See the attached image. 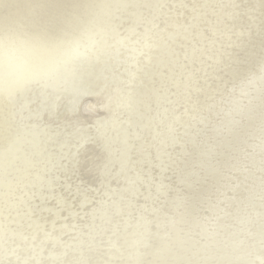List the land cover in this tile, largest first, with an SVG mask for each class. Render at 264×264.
<instances>
[{"label":"rangeland","instance_id":"1","mask_svg":"<svg viewBox=\"0 0 264 264\" xmlns=\"http://www.w3.org/2000/svg\"><path fill=\"white\" fill-rule=\"evenodd\" d=\"M33 1L0 0L40 74L0 88V264H264V0Z\"/></svg>","mask_w":264,"mask_h":264},{"label":"bare ground","instance_id":"2","mask_svg":"<svg viewBox=\"0 0 264 264\" xmlns=\"http://www.w3.org/2000/svg\"><path fill=\"white\" fill-rule=\"evenodd\" d=\"M30 1V6L31 5H34V1L33 0H29ZM39 1H41V0H39ZM46 1V0H45ZM59 1V0H58ZM126 1H128V0H126ZM143 1V0H142ZM20 2H22V1H20ZM38 2V1H37ZM47 2V1H46ZM45 2V3H46ZM166 2V1H165ZM41 2H39L38 4H40ZM61 3V2H60ZM37 4V5H38ZM140 4V3H139ZM176 4V3H175ZM36 5V4H35ZM60 5V4H59ZM118 5V4H117ZM136 5V4H135ZM141 5V4H140ZM166 5H168V1H167V4ZM169 5H171V3L169 4ZM172 5H174L173 3H172ZM20 6V5H19ZM115 6V5H114ZM144 6V5H143ZM35 7H37V6H35ZM59 7V6H58ZM139 7V6H138ZM141 7V6H140ZM145 7V6H144ZM171 7H173V6H171ZM18 8V7H17ZM47 8V7H46ZM132 8H135L134 6L132 7ZM146 8V7H145ZM175 8V7H174ZM135 9H137V8H135ZM139 9V8H138ZM170 9V8H169ZM172 9V8H171ZM170 9V10H171ZM177 9V7L175 8V10ZM35 10H36V8H35ZM34 10V11H35ZM112 10V9H111ZM150 10V9H149ZM15 11H17V10H15ZM37 11V10H36ZM135 11V10H134ZM133 11V12H134ZM151 11V10H150ZM149 11V12H150ZM30 12H33V11H29V13ZM152 12V11H151ZM170 12V11H169ZM175 12V11H174ZM16 13H18V11L16 12ZM166 13H168L167 11H166ZM134 14H136V13H134ZM138 14V13H137ZM176 14H177V12H176ZM28 15V12H27V14H26V16ZM46 15V14H45ZM47 15H48V13H47ZM62 15V14H61ZM139 16H138V19L139 18H141V16L143 15V13L142 14H138ZM149 15V14H148ZM172 15H173V12H172ZM191 15V14H190ZM194 15V14H193ZM127 16V15H126ZM133 16V15H132ZM168 16V15H167ZM169 16H171V15H169ZM167 17V18H171V17ZM18 17V16H17ZM37 17V16H36ZM35 17V18H36ZM49 17H52V16H49ZM110 17V16H109ZM21 18V17H20ZM25 17H23V19H24ZM34 18V19H35ZM130 18H134L135 19V17H130ZM173 18V17H172ZM171 18V19H172ZM18 20H19V17L17 18ZM34 19H32V20H34ZM106 19V18H105ZM111 19V18H110ZM128 19V18H127ZM134 19H132L133 20V22H134ZM158 19V18H157ZM166 19V18H165ZM165 19H164V21H165ZM185 19V18H184ZM187 20H185V21H183V24H188V23H190V22H192L191 20H192V18H190V16L189 17H187L186 18ZM17 20V21H18ZM101 20H104V18L103 19H101ZM121 20H126V19H121ZM20 21V20H19ZM18 21V22H19ZM107 21V20H106ZM106 21H103V23H105ZM110 21V20H109ZM32 22V21H31ZM125 21H123L122 23H124ZM128 22V21H127ZM131 22V21H130ZM166 22H167V20H166ZM27 22L25 21V24H26ZM29 23V22H28ZM63 23V22H62ZM61 23V24H62ZM102 23V24H103ZM121 23V22H120ZM158 23V22H157ZM165 23V22H164ZM171 23V22H170ZM173 23V22H172ZM192 23H194V22H192ZM17 24V23H16ZM31 24V23H30ZM52 24H54V23H52ZM95 24H97V23H95ZM101 24V25H102ZM107 24H108V22H107ZM105 25V26H108V25ZM117 24V23H116ZM126 24V23H125ZM29 25V24H28ZM104 25V24H103ZM162 25V24H161ZM171 25H173V24H171ZM55 26V25H54ZM117 26V25H116ZM122 26H123V24H122ZM170 26V25H169ZM14 27V26H13ZM17 27H19V26H17ZM24 27V26H23ZM22 27V28H23ZM52 27V26H51ZM94 27H96V26H94ZM103 27V26H102ZM118 27V26H117ZM142 26H140V28H141ZM62 28V27H61ZM87 28V27H86ZM93 28V27H92ZM106 28V27H105ZM122 28V27H121ZM15 27L13 28V32L17 29H15ZM60 29V28H59ZM63 29V28H62ZM111 29V31H112V29H114L115 30V28H110ZM118 29V28H117ZM117 29L115 30V32L117 31ZM126 30V29H125ZM59 31V30H58ZM57 31V32H58ZM62 31V30H61ZM72 31V30H71ZM95 31V30H94ZM94 31H92L93 33H94ZM110 31V32H111ZM119 31H121V29L119 30ZM158 31V30H157ZM85 32V31H84ZM89 32V31H88ZM103 32V31H102ZM161 32V31H160ZM98 33H100V31L98 32ZM112 33V32H111ZM111 33H110V35H111ZM124 33V32H123ZM159 33V32H158ZM162 33V32H161ZM8 34V33H7ZM14 34V33H13ZM71 34V33H70ZM89 34V33H88ZM127 34V33H126ZM125 34V35H126ZM10 35V34H9ZM57 35V34H56ZM90 35V34H89ZM97 35V34H96ZM99 35H102V34H99ZM124 35V36H125ZM128 35V34H127ZM163 35V34H162ZM8 36V35H7ZM91 36H92V34H91ZM91 36H88V38L89 37H91ZM109 36V35H108ZM133 36V35H132ZM10 37V36H9ZM84 37V36H83ZM97 37H99V36H97ZM2 38V37H1ZM6 38V37H5ZM134 38V37H133ZM133 38H131V39H133ZM136 38V37H135ZM55 39V38H54ZM87 39V38H86ZM130 39V38H129ZM154 39V38H153ZM153 39H151V41H153ZM159 39V38H158ZM157 39V40H158ZM96 40H99V39H97L96 38ZM156 40V39H155ZM100 41V40H99ZM131 41V40H130ZM159 41V40H158ZM158 41H157V43H158ZM95 42H97V41H95ZM20 43H21V40H19V39H17L16 41H14V44H13V46H12V49H11V52H10V54H6L5 56H3V57H0V65L2 64H4V65H6L7 66V70L6 71H3V69H2V72L1 73H4L3 74V76H0V88H2V87H4L5 85H8V84H11L10 83V81H11V79H10V76H9V73L13 70L14 71V73L16 74V76H17V78L14 80V82L15 81H22V82H25V81H27V80H30L31 78H33V77H36V76H38V75H40L39 73H35V71L33 70V69H30L29 67L31 66V64L29 65V62H32V60H30L29 61V57H32L33 56V53L35 52V48H33L32 47V49H30L29 51H30V53H29V55H28V57L27 56H25V58L23 59V61H20V62H18V63H16L15 65L13 64L14 62L12 61V58H11V55H12V53L17 49V47L20 45ZM123 43V42H122ZM125 43V42H124ZM153 43H155V42H153ZM97 44H99V43H97ZM126 44V43H125ZM125 44H122V46L124 45L125 46ZM80 45V44H79ZM121 45V44H120ZM132 45V44H131ZM152 45V44H151ZM81 46V45H80ZM146 46V45H145ZM96 47L98 48V46L96 45ZM139 47V46H138ZM66 48V47H65ZM120 48L121 47H119V50H120ZM128 49H130L129 47H127ZM127 48H125V49H127ZM141 48V47H140ZM79 49V48H78ZM81 49H82V46H81ZM139 49V48H138ZM1 50H3V48L1 49ZM87 50V49H86ZM93 50V49H92ZM98 50V49H97ZM82 51V50H81ZM91 51V50H90ZM94 51V50H93ZM122 51V50H121ZM126 51V50H125ZM18 52H21V51H18ZM83 52V51H82ZM89 52V51H88ZM94 52H96V51H94ZM93 52V53H94ZM163 52V51H162ZM77 53V52H76ZM79 53V52H78ZM84 53H85V51H84ZM86 53H87V51H86ZM85 53V54H86ZM91 52H89V54H90ZM99 53V52H98ZM150 53H152L151 51H150ZM163 53H166V52H163ZM85 54H83V55H85ZM99 54H101V53H99ZM131 54V53H130ZM147 54V53H146ZM154 54V53H153ZM72 55V54H71ZM75 55V54H74ZM79 55H80V53H79ZM95 55H97V54H95ZM110 55V54H109ZM148 55V54H147ZM160 55H162L161 53H160ZM86 57L88 56V55H85ZM84 56V57H85ZM90 56V55H89ZM135 56V55H134ZM153 56H156V55H153ZM167 56V55H166ZM166 56H165V58H166ZM27 57V58H26ZM80 57V56H79ZM98 57V56H97ZM107 58H109L108 56H106ZM106 57H104V58H106ZM110 57H112V56H110ZM125 57V56H124ZM131 57V56H130ZM143 57V56H142ZM88 58V57H87ZM92 58H94V57H92ZM99 58V57H98ZM113 58V57H112ZM158 58V57H157ZM156 58V59H157ZM31 59V58H30ZM84 59V58H83ZM122 59V58H121ZM134 59V58H133ZM136 59V58H135ZM147 59V58H146ZM153 59V58H152ZM163 59V58H162ZM91 60V59H90ZM89 60V62H91ZM94 60V59H93ZM110 60V59H109ZM128 60H129V57H128ZM140 60H142V59H140ZM102 62V60H100L99 59V62ZM133 61V60H132ZM154 61V60H153ZM25 62H27V68H26V65H24L23 63H25ZM88 62V61H87ZM88 62V63H89ZM105 62V61H104ZM116 62V61H115ZM127 62H129V61H127ZM94 63V62H93ZM121 63H123V61L121 62ZM130 63H131V61H130ZM61 64H62V62H61ZM119 64V63H118ZM129 64V63H128ZM133 64V63H132ZM143 65H144V63H142ZM141 64V65H142ZM71 65V64H70ZM88 65H91V64H88ZM93 65V64H92ZM120 65V64H119ZM124 65V64H123ZM126 66H129V65H127V64H125ZM142 65V66H143ZM76 66V65H75ZM87 66V65H86ZM97 66V65H96ZM132 66V65H131ZM151 66V65H150ZM59 67H61V65H59ZM70 67V66H69ZM82 67H83V65H82ZM89 67V66H88ZM121 67H122V64H121ZM145 67V66H144ZM5 68V67H4ZM84 68V67H83ZM87 68V67H86ZM85 68V69H86ZM90 68V67H89ZM88 68V69H89ZM132 68V67H131ZM134 68V67H133ZM137 67H135V69H136ZM140 68V67H139ZM59 69V68H58ZM62 69V68H61ZM79 69V68H78ZM87 69V70H88ZM91 69H93L92 68V66H91V68H90V70ZM120 68H118V70H119ZM134 69V70H135ZM80 70V69H79ZM83 69H81V71H82ZM60 71V70H59ZM70 71V70H69ZM85 71V70H84ZM95 72H97L96 70H94ZM94 72V73H95ZM154 72V71H153ZM93 72H92V70H91V73H89V75L90 74H92ZM145 73V72H144ZM148 73H152V71L151 72H148ZM126 74H128V75H126ZM135 73H133V72H126L124 75H125V77L126 78H129L130 76H132V75H134ZM139 74H141V73H139ZM136 75H138V72H137V74ZM142 75H143V73H142ZM150 75V74H149ZM92 76V75H91ZM146 76V75H145ZM97 77V76H96ZM95 77V78H96ZM148 77V76H147ZM147 77H143L144 79H146ZM88 78H89V76H88ZM101 78V77H100ZM142 78V77H141ZM90 79H91V77H90ZM68 80L70 81V79L68 78ZM99 80V79H98ZM100 80H102V79H100ZM135 80V79H134ZM137 80H139V79H137ZM67 81V80H66ZM93 81V80H92ZM91 81V82H92ZM94 82V81H93ZM96 82V84L98 83L97 82V80L95 81ZM137 82V81H136ZM143 82V81H142ZM145 82V81H144ZM143 82V83H144ZM44 83V82H43ZM138 83V82H137ZM140 83V82H139ZM71 84V83H70ZM99 84V83H98ZM119 84V83H118ZM134 84H136L135 82H134ZM147 84V83H146ZM35 85V84H34ZM91 85H92V83H91ZM138 85V84H137ZM135 85V87H138V86H140V85ZM37 86V85H36ZM68 86H70V85H68ZM119 86V85H118ZM142 86V85H141ZM149 86V85H148ZM42 87V86H41ZM71 87V86H70ZM134 87V88H135ZM34 88H36L35 86H34ZM94 88H95V86L93 87V89H91V90H94ZM97 88V87H96ZM99 88V87H98ZM127 88H129V87H127ZM37 89V88H36ZM38 89H39V87H38ZM43 89V88H42ZM103 89V88H102ZM135 90V89H134ZM134 90H133V92H134ZM95 91H96V89H95ZM104 91H106V90H104ZM112 91V90H111ZM151 91V90H150ZM49 92V91H48ZM137 92H139V91H137ZM35 93V92H34ZM28 94V93H27ZM36 94V93H35ZM64 94V93H63ZM147 94V93H146ZM34 95V94H33ZM132 95H134V94H132ZM137 95V94H136ZM60 96H63V95H60ZM65 96V95H64ZM73 99H71V101L70 100H67L66 98H68L67 97V95L65 96V97H59V100H57V101H60L59 103H58V105H62V104H64L65 102H67L66 104H68V101H70V104H72V105H74L75 103H76V101H75V99H76V96H75V94L73 93ZM51 97V96H50ZM101 97V96H100ZM139 97V96H138ZM23 98V97H22ZM28 98V97H27ZM32 99H33V97H32ZM35 99L36 98H34L33 100H34V102H35ZM38 99V98H37ZM61 99V100H60ZM98 99H100V98H98ZM103 99V98H102ZM135 99H136V97H135ZM141 99V98H140ZM139 99V100H140ZM22 100V99H21ZM20 100V101H21ZM50 100V99H49ZM113 100V99H112ZM133 100H134V98H133ZM106 101H107V99H106ZM136 101V100H135ZM134 101V102H135ZM55 102V101H54ZM55 102V103H56ZM105 102V101H104ZM103 102V103H104ZM54 103V104H55ZM109 103V102H108ZM113 103H115L114 101H113ZM136 103V102H135ZM141 103V102H140ZM19 104H21V103H19ZM138 104V103H137ZM36 105V104H35ZM89 105V104H88ZM107 105V104H106ZM106 105L105 106H102V107H106ZM135 106L134 107H136V104H134ZM57 106V105H56ZM55 106V107H56ZM110 106V105H109ZM137 106H139V105H137ZM143 106V105H142ZM38 107V106H37ZM66 107H67V105H66ZM100 107H101V105H100ZM140 107V106H139ZM139 107H136V109H139ZM0 108H1V105H0ZM30 108V107H29ZM32 109H34V108H32ZM39 109V108H38ZM64 109V108H63ZM112 109V108H111ZM133 109V112H134V109L135 108H132ZM28 110V109H27ZM26 110V111H27ZM37 110V109H36ZM45 110V109H44ZM107 110V109H106ZM129 110V109H128ZM39 111V110H38ZM63 111V110H62ZM64 111H66L65 109H64ZM89 111V110H88ZM127 111V110H126ZM132 111V110H131ZM132 112V113H133ZM131 113V112H130ZM135 113V112H134ZM194 113H195V111L194 112H192L191 113V116H193L194 115ZM29 115V114H28ZM62 115V114H61ZM130 115V114H129ZM20 116H22V114L20 115ZM126 117V116H125ZM139 117V116H138ZM128 118H131L130 116H127L126 117V119H128ZM50 120V119H49ZM48 120V121H49ZM93 121H94V119H93ZM51 122V121H50ZM69 122H72V121H70L69 120ZM68 122V123H69ZM33 123V122H32ZM39 123V122H38ZM66 123V122H65ZM82 123V122H81ZM80 123V124H81ZM70 124V123H69ZM38 125V124H37ZM48 125V124H47ZM66 125V124H65ZM71 125V124H70ZM45 126H46V124H45ZM27 127V126H26ZM47 127V126H46ZM28 128H31V127H28ZM39 127H37V129H38ZM124 128H126V126H121V129L122 130H120V132H118V134H120V133H123V130H124ZM46 129H48V128H46ZM37 131V130H36ZM35 131V132H36ZM41 131V130H40ZM46 131V130H45ZM38 132V131H37ZM47 132V131H46ZM50 133V132H49ZM60 133V132H59ZM53 134V133H52ZM54 134H55V132H54ZM180 134H182V133H180ZM49 135V134H48ZM178 135V134H177ZM182 136H185L186 138H187V136H189V134L188 133H183L182 134ZM43 137V136H42ZM50 137V136H49ZM54 137V136H53ZM59 137V136H58ZM178 137H180V135H178ZM181 138V137H180ZM183 138V137H182ZM50 141V140H49ZM180 141V140H179ZM57 142V141H56ZM101 142V141H100ZM48 143V142H47ZM46 143V144H47ZM88 143V142H87ZM91 143H93V142H91ZM102 144V143H101ZM41 145V144H40ZM84 145H86V144H84ZM83 148V147H82ZM87 148V147H86ZM57 149V148H56ZM64 149V148H63ZM83 149H85V146H84V148ZM53 150V149H52ZM81 151V150H80ZM95 153V152H94ZM98 153V152H97ZM79 155H80V153H79ZM102 155V154H101ZM92 156H93V154H92ZM92 156H89V157H92ZM35 160V159H34ZM37 160V159H36ZM92 161V160H91ZM92 162H94V161H92ZM70 164L69 165H71V162H69ZM116 163V162H115ZM96 164V163H95ZM49 165H52V164H49ZM99 166V165H98ZM37 167V166H36ZM49 167H51V166H49ZM118 167V166H117ZM127 167V165H124V168L122 167V169L124 170L125 168ZM96 168V167H95ZM115 168H116V166H115ZM36 169V168H35ZM69 169H70V167H69ZM74 169V168H73ZM117 169V168H116ZM139 169V168H138ZM33 170V169H32ZM119 172L121 171V169H120V167L117 169ZM40 171V170H39ZM46 171V170H45ZM60 171V170H59ZM33 172V171H32ZM54 172V171H53ZM97 173V172H96ZM39 175V177L41 178V175L40 174H38ZM112 175V174H111ZM134 175V174H133ZM153 175V174H152ZM151 175V176H152ZM111 177H113V176H111ZM53 178V177H52ZM57 180V179H56ZM55 181V180H54ZM118 181V180H117ZM131 181H132V179L129 181V183H131ZM57 182V181H56ZM119 182V181H118ZM117 183V182H116ZM120 183V182H119ZM133 184H135L134 183V181L132 182ZM60 184V183H59ZM45 185V184H44ZM163 185V184H162ZM128 186H130V184H127L125 187H123V188H125V189H129L128 188ZM143 188L144 187H140V188H138V189H136V192L135 193H133V195H138L141 191H144L143 190ZM125 189H123V190H121V192L120 193H123L122 191H124ZM53 190V189H52ZM31 191V190H30ZM43 191H45V190H43ZM148 191V190H147ZM146 191V192H147ZM28 192V191H27ZM49 192V191H48ZM145 192V193H146ZM54 193H56V192H54ZM53 193V194H54ZM125 193V192H124ZM124 193H123V196H124ZM31 194V193H30ZM146 194H150V193H146ZM38 195H40V194H38ZM126 195V194H125ZM127 196V195H126ZM38 197V196H37ZM78 197V196H77ZM125 197V196H124ZM50 198V197H49ZM17 199V198H16ZM15 199V200H16ZM70 199V198H69ZM77 199V198H76ZM121 200V199H120ZM25 201V200H24ZM41 201V200H40ZM42 201H43V199H42ZM54 201V200H53ZM45 202V201H44ZM33 203H34V201H33ZM121 203V202H120ZM28 204V203H27ZM119 204V203H118ZM122 204V203H121ZM23 205V204H22ZM41 205H42V203H41ZM34 206V205H33ZM38 206V205H37ZM119 206V205H118ZM56 207V206H55ZM35 208V207H34ZM21 210V209H20ZM22 211H24V210H22ZM6 213V212H5ZM18 213V212H17ZM158 213H159V211H158ZM48 214V213H47ZM141 214V213H140ZM146 214H148V213H146ZM146 214H145V216H146ZM139 216V215H138ZM142 216H144V215H141L140 217L141 218H144V217H142ZM11 218V217H10ZM137 219H135V220H133V219H131L130 221H128V220H126L125 221V223H124V226L122 227V229H124V228H126V230H129L130 232H138V230H139V227L141 226V224H142V220H140V218L138 219V217H136ZM146 218H147V216H146ZM8 219V218H7ZM16 219V218H15ZM18 219V218H17ZM36 219V218H35ZM42 219V218H41ZM8 220H10V219H8ZM21 220V219H20ZM39 220V219H38ZM152 220V219H151ZM14 221H16V220H14ZM19 221V220H18ZM134 221V222H133ZM69 222V221H68ZM19 223V222H18ZM112 223V222H111ZM16 225V224H15ZM10 226V225H9ZM19 226V225H18ZM62 226V225H61ZM13 227V226H12ZM21 227L23 228L24 226H22L21 225ZM15 228V227H14ZM18 228V227H17ZM47 228V227H46ZM62 228H64V227H62ZM24 229V228H23ZM17 230V229H16ZM59 229H57V231H58ZM60 230H61V228H60ZM23 231H25V230H23ZM55 231V230H54ZM63 231V230H62ZM14 232H15V230H14ZM13 233V232H12ZM24 233V232H23ZM22 233V234H23ZM29 233V232H28ZM36 234V233H35ZM24 235V234H23ZM34 235V234H33ZM57 236V235H56ZM34 237V236H33ZM40 237V236H39ZM46 237H47V235H46ZM59 237V236H58ZM18 238V237H17ZM45 238V237H44ZM13 239V238H12ZM43 239V238H42ZM45 239H47V238H45ZM3 241V240H2ZM12 241V240H11ZM31 241H32V239H31ZM43 241V240H42ZM135 241V239H128V244H130V245H132L133 244V242ZM33 242V241H32ZM43 242H45V241H43ZM36 243H37V241H36ZM40 243V242H39ZM106 244V243H105ZM40 245V244H39ZM149 247L151 246V245H148ZM7 247V246H6ZM104 247H106L107 248V245L105 246L104 245ZM16 251H17V249H15ZM92 250V249H91ZM12 251H14V250H12ZM21 251V250H20ZM29 252V251H28ZM6 253H8V252H6ZM92 253H93V251H92ZM92 253H90L89 252V254H92ZM15 254V253H14ZM113 254V253H112ZM2 256V255H1ZM11 256V255H10ZM113 256H115V257H121L122 256V250L120 249V250H118V249H116V250H114V254H113ZM16 257V256H15ZM2 258V257H1ZM13 258V257H12ZM92 259V258H91ZM12 260V259H11ZM15 260V259H14ZM4 262H5V260H4ZM6 264H8L7 262H6Z\"/></svg>","mask_w":264,"mask_h":264},{"label":"clouds","instance_id":"3","mask_svg":"<svg viewBox=\"0 0 264 264\" xmlns=\"http://www.w3.org/2000/svg\"><path fill=\"white\" fill-rule=\"evenodd\" d=\"M14 41L10 39H0V48H3L5 54H10Z\"/></svg>","mask_w":264,"mask_h":264}]
</instances>
